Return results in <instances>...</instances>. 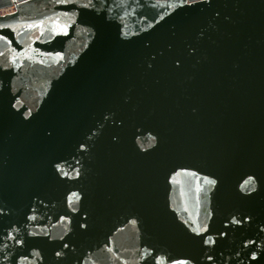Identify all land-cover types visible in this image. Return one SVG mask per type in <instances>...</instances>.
Returning <instances> with one entry per match:
<instances>
[{"label": "water", "instance_id": "water-1", "mask_svg": "<svg viewBox=\"0 0 264 264\" xmlns=\"http://www.w3.org/2000/svg\"><path fill=\"white\" fill-rule=\"evenodd\" d=\"M0 264H264V0H0Z\"/></svg>", "mask_w": 264, "mask_h": 264}, {"label": "bare ground", "instance_id": "bare-ground-1", "mask_svg": "<svg viewBox=\"0 0 264 264\" xmlns=\"http://www.w3.org/2000/svg\"><path fill=\"white\" fill-rule=\"evenodd\" d=\"M6 10H11V8H6V9H3L2 12L6 11Z\"/></svg>", "mask_w": 264, "mask_h": 264}, {"label": "snow or ice", "instance_id": "snow-or-ice-1", "mask_svg": "<svg viewBox=\"0 0 264 264\" xmlns=\"http://www.w3.org/2000/svg\"><path fill=\"white\" fill-rule=\"evenodd\" d=\"M31 27V26H30Z\"/></svg>", "mask_w": 264, "mask_h": 264}]
</instances>
